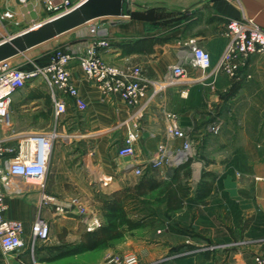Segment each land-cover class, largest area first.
<instances>
[{
	"label": "crops",
	"instance_id": "obj_1",
	"mask_svg": "<svg viewBox=\"0 0 264 264\" xmlns=\"http://www.w3.org/2000/svg\"><path fill=\"white\" fill-rule=\"evenodd\" d=\"M128 4V16L98 19L115 22L109 32L110 46L98 50L99 56L118 68L137 65L147 79L162 78L185 54V43L191 40L207 51L215 64L227 43L224 27L230 19L249 20L264 29V0H164L156 7L139 8L133 1L131 5L128 0ZM78 40L76 35L57 47L71 48ZM70 75L86 104L84 112L76 113L69 106L67 113L56 119L47 91L33 84L26 94H21L22 88L12 96L11 131L3 133L5 144H17L16 136L20 134L24 141L51 131L58 135L50 149L43 191L57 200L59 208L39 209L37 189L8 196L4 218L22 223L23 241L27 244L30 225L40 216L50 226L49 249L40 243L31 256L29 251L24 252L26 247L21 249V255L18 251L9 259L0 258V264H62L87 254L48 260L53 258L56 247L78 243L86 232L83 218L66 208L72 202L100 204L99 199L84 193L88 189L84 183L100 188L101 194L108 196L137 183L140 176L128 170L130 166L141 168L147 177L170 180L173 170L183 164L170 165L165 155L158 167L148 165L158 145L165 143V111L176 115L192 144L199 145L206 162L201 168L191 164L189 176H184L185 169L176 172L171 186L176 190L180 209L166 208L164 194L138 197L126 205V210L132 221L140 220L142 227L126 231L109 248L96 252L105 251L108 259L113 256L119 264L127 255H135L138 264H253L256 254L264 256V125L263 136L258 139L259 134L253 130L251 134L244 133L230 120L251 111L257 113L252 106L241 108L243 100H258L262 106L258 113L264 115V53L250 56L247 66L234 78L186 66L185 74L143 109L128 107L114 97L104 98L93 83L85 80L77 63L70 65ZM44 100L49 103V113L43 108ZM211 122L219 124L215 135L205 130ZM133 130L139 137L134 155L119 159L117 150L125 134ZM114 132L119 134L118 144L113 141ZM167 144L169 150L180 148L182 143L171 140ZM100 177L107 183H102ZM208 186L210 195L200 201L201 192L196 188ZM73 189L81 195L73 196ZM91 212L88 218L102 224L99 210ZM105 261L102 255L99 264H107Z\"/></svg>",
	"mask_w": 264,
	"mask_h": 264
},
{
	"label": "built area",
	"instance_id": "obj_2",
	"mask_svg": "<svg viewBox=\"0 0 264 264\" xmlns=\"http://www.w3.org/2000/svg\"><path fill=\"white\" fill-rule=\"evenodd\" d=\"M3 1L0 0V5ZM16 1L18 4L28 2L27 0ZM80 2L44 0V10L48 16L44 22L70 12ZM11 18L12 15L9 11H0V44L19 34H11L3 25L4 21ZM114 24V20L104 24L98 23L97 20L90 21L82 26L84 28L77 35L79 40L73 47L51 48L45 63L28 61L24 65L14 66L10 60L0 62V250L3 254L18 252L27 247L32 256L36 246L46 243L50 234L48 223L37 216L30 225L28 243L26 244L23 241L24 227L22 223L4 218L8 196L22 195L34 189H20L17 186L18 182L39 181L42 184L41 187L36 188L39 190L41 198L39 209L43 206L59 208L57 200L54 197H49L43 191L50 149L54 139L58 136L56 131L35 134V136L27 138L16 154L14 148L7 146L3 140V133L11 131L9 108L12 96L16 92L27 84L36 82L45 87L56 119L67 113L69 106L76 113L84 112L86 104L71 81L70 75V65L77 63L85 80L93 83L104 98L114 97L128 107L137 106L143 109L148 107L154 99L164 95V92L175 83L178 77L185 74L186 66L199 69L202 72L210 70L214 74L223 72L227 77L234 78L247 66L250 56L264 53V29L262 30L249 20L233 18L225 24L224 33L228 40L215 64L211 63L210 54L196 46L191 40L185 43L187 47L185 54L177 58L175 65L170 67L162 78L147 79L143 76L141 67L137 65L118 68L100 58L98 50L109 48V32ZM38 25L32 24L28 29ZM163 122L165 143L158 145L157 152L148 165L158 167L165 155L169 156L170 165L175 167H180L187 161H190V164H195L196 151L193 148L191 136L180 127L176 115L165 111ZM205 130L207 133L215 135L219 132V124L211 122ZM124 137L122 146L117 150V156L120 159L134 155V145L139 138L137 130L128 131ZM171 140H180L182 143L180 148L167 150V142ZM197 164L200 165V168L204 165L200 162ZM132 171L136 177L143 174L139 167ZM99 180L102 183H107V179L104 177H100ZM71 205L83 218L86 232H92L101 226L99 220L93 221L92 218H88L90 214H87V208L82 202H72ZM252 262L253 264H264V256L256 254ZM107 264L119 263L117 258L111 256ZM122 264H138V259L135 255H127Z\"/></svg>",
	"mask_w": 264,
	"mask_h": 264
},
{
	"label": "rangeland",
	"instance_id": "obj_3",
	"mask_svg": "<svg viewBox=\"0 0 264 264\" xmlns=\"http://www.w3.org/2000/svg\"><path fill=\"white\" fill-rule=\"evenodd\" d=\"M27 1H28L27 3L18 4L16 2V0H9L4 4L3 7L0 6V9L4 8V10L9 11L12 15L11 19H8V20L3 22V25H5L7 30L13 35L27 31L28 28H30L32 26V24L41 25V23H43L44 20H46V18L48 17L47 12L44 10V0H27ZM71 1L73 3H77L78 0H71ZM132 1L135 2V7L139 8V7L144 6V5L156 7V6L160 5L161 2H163L164 0H130L131 5H132ZM7 3H9V5H11V6H7ZM29 20H31V22H29ZM97 22L104 24L107 21L106 20H102V21L97 20ZM38 26L32 27V29H30L29 32H31L32 30H36L38 28ZM79 32L80 31H77V29H75L74 31L62 34L61 36L56 37L53 40L47 41V43H44L41 46L33 47L31 50L26 51L22 55H18L17 58L11 59L10 61L14 66L24 65L28 61H30V62L34 61L37 63H44L47 60V56L49 54L48 51L51 48L57 47L61 44V42L67 41V40L75 37L76 35L79 34ZM32 84L35 85L38 89L46 91L45 87H43L42 85L40 86L39 84H36V82H34L31 84H27L24 87V89L21 91V94L22 95L26 94L27 91L29 90V86ZM243 103H244V106H242L241 108H244V110H245L246 108H249L252 106V107L258 109L257 113L254 111L253 112L251 111V113H249V114L239 115V116H236V118L230 119V120L234 121L233 124L236 127H238L240 130H243L244 133L248 132L249 134H251L250 132H251V130H253L256 134H259L258 139H260V137L263 136L262 128L264 125L263 124L264 123V121H263L264 115L260 114L258 112L261 111L260 108H262V106L259 105L258 100H255V99L250 100V101L243 100ZM255 103H257V104H255ZM48 105H49L48 101L44 100L43 108L45 109V111H47L49 113ZM16 137H17L16 140L19 141L17 144H7L6 143L7 146H12L14 148L15 154L19 152L20 145L24 144V142H25L24 140H22L23 137L21 134L16 136ZM112 138H113L114 143L118 144L120 142L118 132H114L112 135ZM115 139H117V141ZM198 146L199 145H196V144L193 145V148L196 151L195 163H197V162L202 163L203 161L206 162L204 157L202 156L201 150H198ZM91 169H93L92 166H91ZM18 183L22 184V182H18ZM69 186L74 188L73 185H69ZM84 187H85V189H87V187H88V189L85 190L84 193L90 194L91 198H93L94 200L104 197L100 192V188H96V187L91 188V186H88L87 183H84ZM71 192H72L73 196L81 195L79 191L74 190V189ZM82 195H83V193H82ZM98 206L93 205L90 202L86 206L87 207V210H86L87 214L92 215L91 211H93V212L97 211ZM66 210L70 211V212H75V215H78L76 208L72 205L70 207H67ZM48 244H49V242L41 243L40 245H41V247L49 249ZM24 248H26V247H24ZM24 248H23V250H24ZM28 251H29L28 248H26L24 252L27 253ZM24 252H22V250H20L18 252V255H21V253H24ZM13 254H15V253L9 252L8 254H3L0 250V258H8L9 259L10 256H12ZM102 255H104V260H106L105 262H107L108 261V257H107L108 255L106 254V252L105 251H102V252L99 251L96 253L84 254L79 258L67 259L62 264H99Z\"/></svg>",
	"mask_w": 264,
	"mask_h": 264
},
{
	"label": "trees",
	"instance_id": "obj_4",
	"mask_svg": "<svg viewBox=\"0 0 264 264\" xmlns=\"http://www.w3.org/2000/svg\"><path fill=\"white\" fill-rule=\"evenodd\" d=\"M190 165V161H187L179 169L173 170L172 176L168 181L157 180L154 177H147L142 174L135 185L125 186L123 189L113 191L108 196L100 198V204L97 209L102 218L101 226L92 232L81 234L78 243L56 247V253L53 258L48 259L49 262L82 255L83 253L96 252V250H105L109 248L111 242L120 240L126 231L141 228L140 220L132 221L129 218L128 210H126V205L137 200L138 197L151 195L154 192L158 195L164 194L163 202L166 208L169 210L180 209V201L177 199L176 190L171 184L175 180L176 172L180 171V169H185L184 176H189ZM199 189L201 188H196L197 192H201L198 197L200 201L210 195V186Z\"/></svg>",
	"mask_w": 264,
	"mask_h": 264
},
{
	"label": "water",
	"instance_id": "obj_5",
	"mask_svg": "<svg viewBox=\"0 0 264 264\" xmlns=\"http://www.w3.org/2000/svg\"><path fill=\"white\" fill-rule=\"evenodd\" d=\"M17 2V1H16ZM128 0H82L70 12L47 20L31 32L19 33L0 44V62L24 54L33 47L47 43L62 34L74 31L90 21L118 18L130 14ZM134 166L128 167L133 170Z\"/></svg>",
	"mask_w": 264,
	"mask_h": 264
},
{
	"label": "bare ground",
	"instance_id": "obj_6",
	"mask_svg": "<svg viewBox=\"0 0 264 264\" xmlns=\"http://www.w3.org/2000/svg\"><path fill=\"white\" fill-rule=\"evenodd\" d=\"M42 24V23H41ZM77 29V31H80L81 32V30L83 29V27L81 26V27H78V28H76ZM30 31V29H28L27 31H25V32H29ZM25 32H22V33H25ZM79 32V33H80ZM41 45H43V44H41ZM41 45H39V46H41ZM15 58H17V57H14V58H12V59H15ZM11 60V59H10ZM196 167V166H195ZM195 177H197V175H198V168L196 167V169H195ZM41 183L39 182V181H35V180H27V181H22V184H19V185H17L20 189H25V190H27V189H31V188H34V189H36V188H39V187H41Z\"/></svg>",
	"mask_w": 264,
	"mask_h": 264
}]
</instances>
